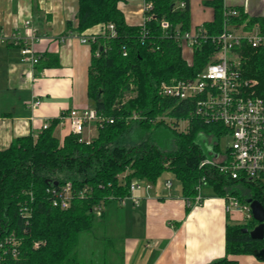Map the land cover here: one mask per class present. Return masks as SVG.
Segmentation results:
<instances>
[{
    "label": "trees",
    "instance_id": "1",
    "mask_svg": "<svg viewBox=\"0 0 264 264\" xmlns=\"http://www.w3.org/2000/svg\"><path fill=\"white\" fill-rule=\"evenodd\" d=\"M122 1L79 0L76 24L68 22V27L79 34L101 24L115 27L116 36H99L91 45L88 97L97 114L106 120L97 126V137L87 142L70 133L61 142L55 135L61 122L57 118L37 139L19 137L0 151L1 264H79V239L95 224L94 207L119 203L130 194L134 180L155 184L170 173L181 183L187 200H193L197 186L202 185L217 197L235 196L241 203L256 200L264 206V185L248 179L232 180L215 168L200 167L209 155L199 139L218 141L228 134L226 128L192 118L191 102L158 94L162 82L194 78L217 51L215 43L204 41L195 47L189 62L181 44L167 37L176 30L192 29L188 0H146L153 4V11L145 13L150 19L144 28L126 23L118 8ZM181 2H185L184 8L179 6ZM205 5L214 8L215 18L203 27L217 36L227 21L223 1L211 0ZM234 9L239 15L228 19L229 29L251 31L258 26L264 32V17H249L242 9ZM163 21L170 24L169 29L162 28ZM97 51L99 57L95 56ZM239 52L243 77L256 80L257 94L264 97V46L244 44ZM187 119L189 125L180 131L179 122ZM159 126L172 128V148L163 150L151 142ZM134 132L141 140L127 146L125 141ZM217 141L212 147L219 151ZM67 183L73 186L74 198L71 206L62 210L53 206L52 198ZM86 188L87 193L81 196ZM258 224L252 217L248 224L228 225L226 257L211 264H239L231 256L255 255L264 249V239H253L245 232ZM11 237L20 243L16 258L6 244Z\"/></svg>",
    "mask_w": 264,
    "mask_h": 264
},
{
    "label": "crops",
    "instance_id": "2",
    "mask_svg": "<svg viewBox=\"0 0 264 264\" xmlns=\"http://www.w3.org/2000/svg\"><path fill=\"white\" fill-rule=\"evenodd\" d=\"M145 1L118 4L128 25L143 23ZM207 1L211 0H188L192 28L214 20V8L205 5ZM222 1L224 8L264 17V0ZM78 10L79 0H0V35L11 37L19 30L26 37L24 24L30 21L40 37L34 44L40 57L35 67L23 58L20 46L0 44V151L19 137L37 139L45 122L72 109L94 108L88 97L92 48L71 36L75 31L68 27V22L76 24ZM99 30L97 25L85 32ZM36 99L39 106L34 105ZM70 133L68 122L55 131L61 142ZM97 134L94 126H87L82 138L89 142ZM136 194L141 198L139 207L111 202L96 214L93 228L80 236L79 264H211L226 257L227 226L247 221L244 212H227L225 199L208 187L201 204H189L181 183L178 186L167 176ZM231 258L239 264H264L255 255Z\"/></svg>",
    "mask_w": 264,
    "mask_h": 264
},
{
    "label": "built area",
    "instance_id": "3",
    "mask_svg": "<svg viewBox=\"0 0 264 264\" xmlns=\"http://www.w3.org/2000/svg\"><path fill=\"white\" fill-rule=\"evenodd\" d=\"M185 2L179 6L185 7ZM153 11V4L145 1L144 21L140 25L144 28L145 22L150 17L145 13ZM239 15V11L234 8H224V16L227 18L223 31L217 35H210L203 25L192 28L190 31H174L167 34L168 38L178 41L183 47V51L190 54L189 62L192 59L195 47H199L204 41L211 40L216 44L217 51L212 56L210 62L190 80H172L162 82L158 87V94L165 98L179 101H189L193 106L192 118H197L205 124H221L228 131L226 136L232 138V145L227 152L222 153L212 148L210 156L200 162V167H212L220 174L232 180L248 179L258 184L264 185V97L257 94L256 80L245 79L241 73V57L239 49L247 44L253 48L264 46V32L256 26L251 31L231 30L228 28V19ZM30 21L25 22L26 37L21 36L19 30L15 31L11 37L0 35V44L12 42L20 46L23 58L37 66L40 61L34 44L40 40L36 30L30 26ZM163 29H169L170 24L166 21L161 23ZM116 36L113 24H101L100 30L96 33H70L77 37L81 43L92 45L99 36ZM126 55V53H124ZM96 57L100 56L97 51ZM41 101L35 100L34 105L39 106ZM136 118V116H134ZM62 123H69L70 131L76 135H82L87 126L103 124L106 120L100 117L95 108L72 109L60 118ZM113 123V120H108ZM189 125L190 120L180 121ZM179 122V126H180ZM50 122H45L42 130L48 129ZM184 129V130H185ZM205 182V179H203ZM153 183L148 181L134 180L130 185V194L119 201V204L126 206L132 204L139 207L141 198L137 192L148 191ZM172 183L167 182L166 187L171 188ZM203 186L198 185V194L193 200H188L189 204L199 205L203 202ZM87 188L80 193H87ZM74 198V190L71 183H67L56 192L52 198L54 207L62 210L71 206ZM227 203V212L241 211L246 213L247 221L253 217L249 203H241L235 196L224 198ZM104 205L94 207L95 214H101ZM246 221V222H247ZM6 244L11 246L12 257L18 256L19 241L11 237L6 240ZM2 246V245H1ZM39 244H35L38 248ZM5 254V253H4ZM2 258H0L1 264Z\"/></svg>",
    "mask_w": 264,
    "mask_h": 264
},
{
    "label": "rangeland",
    "instance_id": "4",
    "mask_svg": "<svg viewBox=\"0 0 264 264\" xmlns=\"http://www.w3.org/2000/svg\"><path fill=\"white\" fill-rule=\"evenodd\" d=\"M184 56L186 59L191 58L189 52H187V51L184 52ZM167 123L171 124V121L168 120ZM173 123H175V122H173ZM185 126H186L185 123L180 122V126H178V128L180 131L181 130L184 131ZM80 136L82 138L83 134ZM96 137H94L93 139H95ZM82 140H83V138H82ZM140 140H141L140 134L134 132L126 139L125 144L127 146H132V145L137 144ZM216 141H217L216 139H214L213 142H211L210 140L204 141V139L202 137L199 139V142L201 143L203 149L205 150V152L209 156H210V147L213 146V144ZM151 142L155 143L158 147H160L163 150H167V149L172 148V146H174V144H175V135L173 133L172 128H170L168 126H159L157 129H155L153 131L152 136H151ZM217 142L219 144V148H220L221 152L225 153V152H227L228 148H230L232 145V138L230 136L225 135V136L221 137ZM164 176L173 178L174 183L178 186L180 185V183L176 180L174 175H171L170 173H166L162 177H164ZM249 222L250 221H247V222H245V224H248Z\"/></svg>",
    "mask_w": 264,
    "mask_h": 264
},
{
    "label": "water",
    "instance_id": "5",
    "mask_svg": "<svg viewBox=\"0 0 264 264\" xmlns=\"http://www.w3.org/2000/svg\"><path fill=\"white\" fill-rule=\"evenodd\" d=\"M212 146L210 147V151L212 150ZM248 203L251 206L253 218L259 223L254 229L245 232H249L251 237L256 240L264 239V206L259 201L249 200ZM255 256L259 259H264V249L257 252Z\"/></svg>",
    "mask_w": 264,
    "mask_h": 264
}]
</instances>
